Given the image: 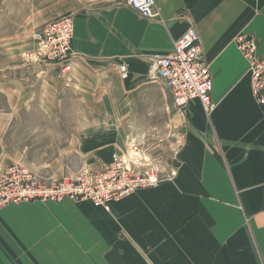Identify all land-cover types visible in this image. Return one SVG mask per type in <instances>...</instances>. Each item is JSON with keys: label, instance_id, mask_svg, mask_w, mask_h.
Returning <instances> with one entry per match:
<instances>
[{"label": "crops", "instance_id": "crops-1", "mask_svg": "<svg viewBox=\"0 0 264 264\" xmlns=\"http://www.w3.org/2000/svg\"><path fill=\"white\" fill-rule=\"evenodd\" d=\"M157 3L162 19L142 16L127 0H0L7 98L0 171L19 162L2 142L9 127L25 119L51 124L46 133L55 138L62 106L76 108L85 124L75 137L78 159L62 169L59 157L21 158L48 179L101 170L124 154L129 138L156 132L160 120L171 125L175 110L187 124L173 174L113 201L110 211L72 200L1 208L0 264H264V106L251 94L249 65L234 43L252 33L264 53V0ZM65 16L74 19L69 73L42 59L29 63L38 55L32 34ZM190 26L214 79L211 114L198 100L181 114L151 73L154 57L170 53Z\"/></svg>", "mask_w": 264, "mask_h": 264}, {"label": "built area", "instance_id": "built-area-1", "mask_svg": "<svg viewBox=\"0 0 264 264\" xmlns=\"http://www.w3.org/2000/svg\"><path fill=\"white\" fill-rule=\"evenodd\" d=\"M127 4L144 17L162 19L157 0H127ZM32 36L40 48H44L42 60L59 65L62 72L68 74L74 59L73 17L52 21ZM234 43L248 62L251 94L257 104L264 106V53L260 52V41L254 34L243 32L234 38ZM120 71L126 74L127 66L121 64ZM151 73L161 78L181 114L185 115L194 100L200 102L207 114L214 110V79L194 26L174 41L170 53L154 57ZM140 165L138 160L122 155L101 170L80 168L59 179H48L24 163L14 162L0 171V209L26 202L72 200L89 201L110 211L113 201L121 200L140 188L155 186L161 180L153 170L140 168Z\"/></svg>", "mask_w": 264, "mask_h": 264}, {"label": "rangeland", "instance_id": "rangeland-1", "mask_svg": "<svg viewBox=\"0 0 264 264\" xmlns=\"http://www.w3.org/2000/svg\"><path fill=\"white\" fill-rule=\"evenodd\" d=\"M43 50L44 48L41 49L37 44V58L31 57L29 63H35L36 60L37 62L41 61V51ZM24 58L28 61L27 58L29 57ZM5 61L6 59L0 58L1 63ZM19 61L14 59V64ZM4 89V79L0 78V112H3L6 107L7 98ZM75 109L63 106L60 108V115L63 120L58 124L59 130L55 132V138L51 136L52 133H46L47 127L52 131L51 124H48V126L44 124L43 127L41 123L27 121V119L23 123L17 122L12 124L2 138L7 154L14 161L18 160L19 162H22V157H26L28 158L27 160L32 162L30 164H35V162L42 163L53 157H59L62 169L64 166L68 168V161L73 162L79 157L78 155H74L75 152H78V139L75 137L78 136L81 127L85 125L76 121V119H81V115H74ZM39 114L41 115V113L34 112L33 116L35 117V115ZM179 116L175 110L171 125L168 126V124H164L160 120L161 123L158 124L156 132L149 131L144 138H129L128 144H126V151L123 155L133 160H138L142 165H140V168L153 170L160 179L173 174L172 169L178 160V154L183 147L187 131L186 117L180 116L182 117L180 118ZM37 126L38 129H36ZM35 131H43L40 134L42 137H32Z\"/></svg>", "mask_w": 264, "mask_h": 264}]
</instances>
